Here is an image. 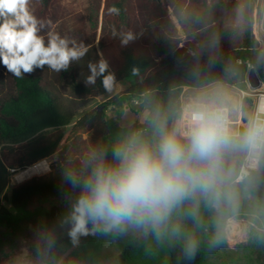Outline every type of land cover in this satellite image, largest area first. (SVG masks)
<instances>
[{
    "label": "trees",
    "instance_id": "trees-1",
    "mask_svg": "<svg viewBox=\"0 0 264 264\" xmlns=\"http://www.w3.org/2000/svg\"><path fill=\"white\" fill-rule=\"evenodd\" d=\"M254 1L85 0L82 9L63 22L57 0H31L34 14L51 22L48 30L83 42L89 50L60 73L45 66L16 78L0 63V264H101L109 242L119 251L114 264H211L209 241L216 231V213L203 205L204 225L194 229L199 240L194 259L184 256L182 237L158 240L151 231L132 228L90 232L73 243L71 225L63 220L79 189H71L62 173L79 169L92 148L107 147L111 159L112 145L125 134L144 129L150 136L158 109L167 111L171 123L183 87L203 90L222 83L246 90L245 75L232 76L228 68L236 60L249 61L263 74L251 34ZM129 32L135 39L122 45ZM100 53L115 74L111 91H105L102 78L95 85L84 83L90 74L88 62L98 61ZM133 101L147 110V119L121 126L122 110ZM243 101L245 111H251V99ZM52 157L46 172L11 183V169ZM253 175L249 192L243 184L239 189L260 208L264 166ZM184 223L192 227L191 221ZM34 233L45 239L31 242L28 253L17 258Z\"/></svg>",
    "mask_w": 264,
    "mask_h": 264
},
{
    "label": "clouds",
    "instance_id": "clouds-1",
    "mask_svg": "<svg viewBox=\"0 0 264 264\" xmlns=\"http://www.w3.org/2000/svg\"><path fill=\"white\" fill-rule=\"evenodd\" d=\"M30 3L0 0V63L16 78L45 66L55 73L67 71L84 58L88 46L48 30L51 22L38 18ZM134 39L129 32L121 44ZM99 55L98 61L88 62L84 83L95 85L102 78L105 91H111L115 74ZM243 95L216 83L182 103L171 123L167 111L158 109L151 119L152 134L137 129L118 138L111 159L107 147L92 148L79 169L65 170L63 179L79 189L63 220L71 225L72 242L90 232L132 228L151 231L158 240L182 237L184 256L194 259L199 247L194 229L204 225L203 205L216 213L210 250L220 246L239 210V186L249 192L253 174L264 166V98L246 112ZM225 215L228 222L222 228ZM254 218L260 220L253 227L264 243V206Z\"/></svg>",
    "mask_w": 264,
    "mask_h": 264
},
{
    "label": "rangeland",
    "instance_id": "rangeland-1",
    "mask_svg": "<svg viewBox=\"0 0 264 264\" xmlns=\"http://www.w3.org/2000/svg\"><path fill=\"white\" fill-rule=\"evenodd\" d=\"M84 5L85 0H57L59 14L63 22L68 19V16L71 13L81 10ZM228 88L236 95L240 96L239 90L231 87ZM200 91L202 90H187L188 93L196 94ZM107 112L109 116L112 115L110 109H108ZM146 119L147 110L138 103L132 102L128 107L122 110L119 124L121 126H126L134 122L142 123ZM54 158L55 157L45 160L47 164H49ZM21 171H23V169L15 170L13 176L18 175ZM13 176L11 178L12 184H17L23 181H16ZM258 209L259 206L255 199L240 190L239 210L233 217L234 223L239 227V238L237 242L233 243L228 238V234L226 232L227 238L224 240V242L220 246L211 249L209 255V262L211 264H224V262L226 264H264V243H262L258 238L259 234L257 232V228L253 227L254 224L257 226L260 224V220L254 218ZM227 222V215L221 217L220 223L222 228L225 227ZM43 239H45L44 235L40 233H34L31 239L27 240L22 245L17 258H22L28 253V247L31 242L35 240L40 242ZM118 253L119 251L115 242L107 243L103 249L101 264H114L117 260Z\"/></svg>",
    "mask_w": 264,
    "mask_h": 264
},
{
    "label": "built area",
    "instance_id": "built-area-1",
    "mask_svg": "<svg viewBox=\"0 0 264 264\" xmlns=\"http://www.w3.org/2000/svg\"><path fill=\"white\" fill-rule=\"evenodd\" d=\"M251 34H252V38L256 43L255 46V50L260 54L261 56V66H262V72L263 74H260L261 78H260V87L257 89H250L249 86L246 83L247 89L246 90H239L240 95H243L244 97H247L249 99H251L252 101V107L251 110L254 109L255 104L261 99L264 98V0H255L253 2L252 5V11H251ZM234 63L237 64H244L246 71L249 69H255V66L253 64H251L249 61H245L244 63L241 60H236ZM245 75V74H244ZM188 87H183L182 88V92L180 95V106L182 105V103H184L185 101H187L189 98L193 97L196 95V93H188L187 92ZM134 103H138L137 101H133ZM45 167V169L41 170V167ZM39 171L35 172L34 175H38L41 173H44L48 170V164L46 162V160H41L35 164H33L30 167H27L25 169H23V171L21 172H26L29 169H38ZM12 173L15 172V170H11ZM13 178L16 181L17 180V175H14Z\"/></svg>",
    "mask_w": 264,
    "mask_h": 264
},
{
    "label": "water",
    "instance_id": "water-1",
    "mask_svg": "<svg viewBox=\"0 0 264 264\" xmlns=\"http://www.w3.org/2000/svg\"><path fill=\"white\" fill-rule=\"evenodd\" d=\"M229 73L233 75L245 74V80L250 89H257L260 87V73L255 69L246 71L244 64L232 63L228 68Z\"/></svg>",
    "mask_w": 264,
    "mask_h": 264
},
{
    "label": "bare ground",
    "instance_id": "bare-ground-1",
    "mask_svg": "<svg viewBox=\"0 0 264 264\" xmlns=\"http://www.w3.org/2000/svg\"><path fill=\"white\" fill-rule=\"evenodd\" d=\"M42 169H45V167H41V170ZM39 171V168L38 169H29L27 170L26 172H20L18 175H17V180L21 181V180H25L31 176L34 175L35 172ZM239 227L237 224L235 223H232L231 225V230L230 231H227V234H228V238L230 239V241H232L233 243L234 242H237L238 238H239Z\"/></svg>",
    "mask_w": 264,
    "mask_h": 264
},
{
    "label": "crops",
    "instance_id": "crops-1",
    "mask_svg": "<svg viewBox=\"0 0 264 264\" xmlns=\"http://www.w3.org/2000/svg\"><path fill=\"white\" fill-rule=\"evenodd\" d=\"M208 87H210V86H208ZM208 87H207V88H208ZM207 88H205V89H207ZM190 89H193V88H189V87H188V90H190ZM205 89H203V90H205ZM191 94H193V93H191Z\"/></svg>",
    "mask_w": 264,
    "mask_h": 264
}]
</instances>
